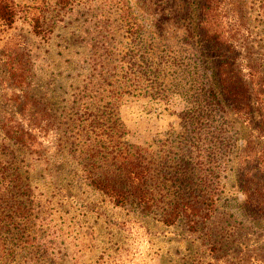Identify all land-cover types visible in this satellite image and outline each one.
<instances>
[{"label": "rangeland", "instance_id": "rangeland-1", "mask_svg": "<svg viewBox=\"0 0 264 264\" xmlns=\"http://www.w3.org/2000/svg\"><path fill=\"white\" fill-rule=\"evenodd\" d=\"M13 2L16 22H0L11 264H264V0ZM223 82L248 88L246 113ZM114 95L123 140L157 172L147 215L91 192L73 157L78 109L102 115ZM182 198L208 214L195 230L162 221Z\"/></svg>", "mask_w": 264, "mask_h": 264}, {"label": "trees", "instance_id": "trees-1", "mask_svg": "<svg viewBox=\"0 0 264 264\" xmlns=\"http://www.w3.org/2000/svg\"><path fill=\"white\" fill-rule=\"evenodd\" d=\"M17 13L14 9L13 0H0V22L6 26H12L16 22ZM221 77L224 73L221 70ZM220 77V78H221ZM238 82V81H237ZM237 82H234L238 85ZM240 83V82H239ZM223 82V93L228 96L234 104L233 110L243 112L250 106L247 103L248 88ZM104 91H107L104 89ZM98 95H102L99 93ZM212 100H217V95L211 90ZM107 102L100 106L102 115L92 113L81 114L77 112L80 122L78 133L76 132V150L73 157L80 161V175L85 185L94 194L100 195L106 202L115 208H124L130 202H135L143 214H149L156 207L157 198V172L154 171L153 162L144 157L139 150L134 148L127 140H123L124 126L117 114L118 101ZM103 101V100H100ZM105 102V100L103 101ZM86 111H88L86 109ZM87 115V117H86ZM40 117L32 116L29 119L31 132H28L27 145L35 139L33 134L35 123ZM122 130V132H121ZM258 162H262L264 152H260ZM262 156V157H261ZM264 171V169H262ZM259 188L254 191L258 194L257 201L264 205V182H260ZM9 187L0 183V261L2 264H11L16 251L8 246L4 232L9 234V222H15L16 214H19V206H15L13 198L8 190ZM250 195V191H247ZM12 198V199H11ZM198 201H188L182 198L175 203L171 211L163 216V223L166 226L174 225L178 221H185L189 229L195 230L201 219L206 220L208 214L203 213ZM19 210V211H18ZM36 264V263H30ZM43 264V263H38Z\"/></svg>", "mask_w": 264, "mask_h": 264}]
</instances>
